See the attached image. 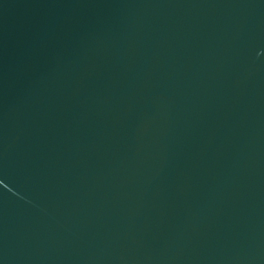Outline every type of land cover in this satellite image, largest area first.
<instances>
[{"label": "water", "instance_id": "1", "mask_svg": "<svg viewBox=\"0 0 264 264\" xmlns=\"http://www.w3.org/2000/svg\"><path fill=\"white\" fill-rule=\"evenodd\" d=\"M0 264H264V0H0Z\"/></svg>", "mask_w": 264, "mask_h": 264}]
</instances>
